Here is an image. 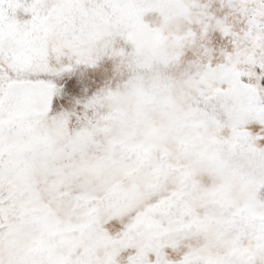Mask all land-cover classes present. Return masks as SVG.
Instances as JSON below:
<instances>
[{
	"label": "snow or ice",
	"instance_id": "1",
	"mask_svg": "<svg viewBox=\"0 0 264 264\" xmlns=\"http://www.w3.org/2000/svg\"><path fill=\"white\" fill-rule=\"evenodd\" d=\"M0 264H264V0H0Z\"/></svg>",
	"mask_w": 264,
	"mask_h": 264
}]
</instances>
